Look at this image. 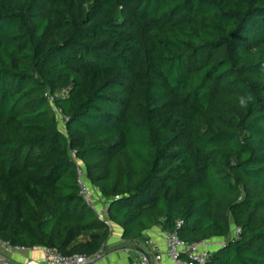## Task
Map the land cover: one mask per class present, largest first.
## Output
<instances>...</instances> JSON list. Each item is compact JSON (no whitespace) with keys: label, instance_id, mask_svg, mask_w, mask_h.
Listing matches in <instances>:
<instances>
[{"label":"trees","instance_id":"trees-1","mask_svg":"<svg viewBox=\"0 0 264 264\" xmlns=\"http://www.w3.org/2000/svg\"><path fill=\"white\" fill-rule=\"evenodd\" d=\"M71 150L123 240L264 264V0H0V241L99 254Z\"/></svg>","mask_w":264,"mask_h":264},{"label":"built area","instance_id":"built-area-1","mask_svg":"<svg viewBox=\"0 0 264 264\" xmlns=\"http://www.w3.org/2000/svg\"><path fill=\"white\" fill-rule=\"evenodd\" d=\"M47 102L52 106L53 98L44 94ZM53 112L56 117L57 123H61L63 129V118L60 113L55 110ZM69 156L74 164V172L76 177V185L78 196L82 202L88 206L95 216L104 221L106 224L107 212L106 207L100 208L95 203V193L98 191L87 180L83 164L76 158L74 151H69ZM180 222L175 224V228L171 231H163L162 238L164 242V251L162 253H147L140 251L137 253V259L133 264H154L159 263L162 258H166L171 263L180 264H204L207 258V252L202 249L205 241L198 243H186L180 240L177 236L176 229L179 227ZM239 234L237 227H232L228 235L229 239H235ZM0 249L8 252H21L25 250L22 247L10 246L8 243L0 241ZM92 258L80 254H72L70 256H60L52 248H42V258L39 261H26L21 264H88ZM0 264H17L9 258L0 254Z\"/></svg>","mask_w":264,"mask_h":264},{"label":"crops","instance_id":"crops-1","mask_svg":"<svg viewBox=\"0 0 264 264\" xmlns=\"http://www.w3.org/2000/svg\"><path fill=\"white\" fill-rule=\"evenodd\" d=\"M95 203L100 208L107 206V200H105L98 192L95 193ZM107 227V239L97 255L99 258L90 264H133L137 259V253L140 251L147 253H162L164 251L165 246L162 238L163 231L159 225L145 230L142 232L141 236L135 240H123L121 238L122 229L116 223L108 221ZM223 241L224 238H211L205 241L202 249L209 254L219 248ZM0 254L9 258L14 263L21 264L26 261L41 260L42 247L25 249L21 252H8L0 249ZM154 264L175 263H171L166 258H162L159 263Z\"/></svg>","mask_w":264,"mask_h":264},{"label":"clouds","instance_id":"clouds-1","mask_svg":"<svg viewBox=\"0 0 264 264\" xmlns=\"http://www.w3.org/2000/svg\"><path fill=\"white\" fill-rule=\"evenodd\" d=\"M249 100H251V97H250V96L247 97V98L241 97V99H240V103H241L242 106L246 107V106H247V102H248Z\"/></svg>","mask_w":264,"mask_h":264},{"label":"water","instance_id":"water-1","mask_svg":"<svg viewBox=\"0 0 264 264\" xmlns=\"http://www.w3.org/2000/svg\"><path fill=\"white\" fill-rule=\"evenodd\" d=\"M98 258H99L98 256H96V257L92 258V259H91V260L88 262V264H90V263H92V262L96 261Z\"/></svg>","mask_w":264,"mask_h":264},{"label":"rangeland","instance_id":"rangeland-1","mask_svg":"<svg viewBox=\"0 0 264 264\" xmlns=\"http://www.w3.org/2000/svg\"><path fill=\"white\" fill-rule=\"evenodd\" d=\"M58 129L62 130V125L59 122H58Z\"/></svg>","mask_w":264,"mask_h":264}]
</instances>
